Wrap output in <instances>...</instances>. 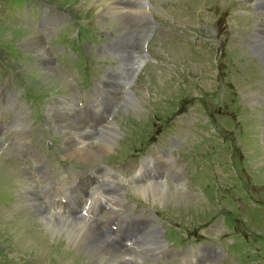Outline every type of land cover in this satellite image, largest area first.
<instances>
[{
    "label": "rangeland",
    "instance_id": "obj_1",
    "mask_svg": "<svg viewBox=\"0 0 264 264\" xmlns=\"http://www.w3.org/2000/svg\"><path fill=\"white\" fill-rule=\"evenodd\" d=\"M48 1L75 18L40 36V44L50 46L41 61L56 56V65L44 69L36 61L31 63L23 43L38 34V26L36 31L31 25L38 19L28 16V8L34 9L38 0H0V97L6 99L7 88L17 91L11 106L0 101V264H118L110 259L111 251L116 255L115 243L100 242L93 255L83 256L62 232L60 239L54 238V232L80 229L67 223L69 228L57 231L53 218L60 215L49 207L53 200L65 197L79 178H83L80 189L73 195L79 196L78 205L89 209L87 220L80 222L85 234L108 231L113 225L121 234L136 233L145 224L152 227L145 236L156 248L155 255L130 248L125 259L119 260L122 264H181L176 263L179 260L189 264L188 254L194 251L183 256L186 250L180 248H196L195 240L221 249L218 264H264V61L247 45L260 12L241 0H148L151 7L136 11L139 15L147 11L154 18V33L144 49L143 38L152 27L146 15L137 20L116 13L115 19L122 23L117 31L109 14L99 13L109 0ZM130 23H142L145 30L133 51L137 64L149 43L148 58L129 88L136 99L111 84L126 76L111 69L117 68L115 56L103 48L96 53L90 46L94 36L106 38L109 32L117 31L122 38ZM116 46L122 49L125 44L121 41ZM134 73L130 70L131 76ZM89 80V89H84ZM22 93L26 102H19ZM106 112L100 123L86 117ZM107 118L116 134L101 136L99 126H106ZM74 126L94 133L88 141L100 154L92 164L69 155L76 149L75 138L71 141L69 135ZM105 143L104 150L100 145ZM242 143L248 155L241 154ZM161 155L172 158L177 169V175L174 171L166 176L163 184L183 196L184 203L171 199V204L166 199L158 204L152 194L142 196L141 181L135 177L140 178V160L153 157L156 167ZM39 161L43 162L39 178L49 181L54 198L41 196L43 183L34 170ZM83 170L97 176L92 183L96 194L107 197L116 192L109 220L107 201L102 209L97 203L85 204L87 196L81 189L88 179ZM133 178L139 184H130ZM96 194L95 200H101ZM153 212L162 232H154ZM40 213L48 217L47 224ZM211 226L215 228L212 236ZM110 236V242L116 240ZM158 239L166 241L163 250L153 244Z\"/></svg>",
    "mask_w": 264,
    "mask_h": 264
},
{
    "label": "bare ground",
    "instance_id": "obj_2",
    "mask_svg": "<svg viewBox=\"0 0 264 264\" xmlns=\"http://www.w3.org/2000/svg\"><path fill=\"white\" fill-rule=\"evenodd\" d=\"M196 1V0H195ZM194 1V2H195ZM180 2V1H179ZM181 3V2H180ZM140 12V11H139ZM118 14H120V15H122L123 13H120V12H118ZM123 15H125V14H123ZM127 15H133L137 20H139L140 19V16L141 15H139L137 12H130L129 14H127ZM195 15V14H194ZM125 18V17H124ZM127 18V17H126ZM33 37V39L32 38H28V39H26L25 41H23V43H24V46H25V48L26 49H29V48H31V47H34V46H36V47H38V48H40V42L38 41V39H37V37H35V36H32ZM122 90V89H121ZM81 124V123H80ZM86 124V123H85ZM111 125H113V123H111ZM107 134V136H110L111 134H116V128L115 127H113L112 126V131L110 130V127H104L103 128V130H102V132H101V136L103 135V134ZM80 137H76V139H77V142H79V143H77V145H81V146H83V147H85L84 149H80V147H76V149H74L72 152H70V154L69 155H71V156H74L75 157V155H77V158L78 159H75V160H78V161H80V162H83L84 164H85V162L86 161H88L89 162V164H92V161H94L93 160V158H95L96 157V155H98V154H100L99 153V151H96V148H94V146H91L92 144L90 143V142H88V141H84V140H82V139H85V138H80ZM101 140H103V139H101ZM73 143H74V141H73ZM107 143H105V144H102V145H100V147H103V149L105 150L106 149V147L108 146V145H106ZM106 145V146H105ZM162 158H166L165 156H162ZM96 159V158H95ZM74 160V159H73ZM100 160V159H99ZM41 161V160H40ZM96 161V160H95ZM98 161V160H97ZM94 164V163H93ZM158 165H161L163 168H165V165L163 164V163H159ZM160 166V167H161ZM46 177V176H45ZM49 184V183H48ZM140 190H142L143 191V194H142V196L143 197H147V198H149L150 196H149V194H152V198H153V200L156 202V203H158V204H164V202H163V200H166V199H169V202L171 203V204H174L173 203V201L171 200V199H173V200H177V201H180L181 203H184V200H185V198L183 197V196H179V194H177V193H175V192H172L167 186H165V185H163V184H153V185H149V186H147V185H143L142 187H141V189ZM118 195V194H117ZM90 196H93V194L92 195H90ZM149 196V197H148ZM91 200H90V202L89 203H91V204H96L97 203V201L93 198L92 199V197L90 198ZM116 201H117V199H116ZM177 201H174L175 203L177 202ZM179 202V203H180ZM110 204H114V203H112V202H109ZM177 205V204H176ZM180 205V204H179ZM184 205V204H183ZM107 208L109 209V210H112V207H111V205H108L107 204ZM111 208V209H110ZM21 209V208H20ZM85 209H87V206H86V208ZM22 211V210H21ZM87 211V210H86ZM41 214V213H40ZM43 217L42 218H40L41 220H43V221H45L46 222V224H47V219H48V217L47 216H45V215H43V214H41ZM54 224H56V226H58L59 227V229L57 230V231H60L61 229L60 228H64L65 226H67V228H69V226H68V224L66 223V222H63V221H54ZM67 224V225H66ZM84 226V225H83ZM88 227V226H87ZM66 228V227H65ZM64 228V229H65ZM56 231V230H55ZM84 231H85V226L84 227H80V229L79 230H75V229H69L66 233L65 232H63V231H60V232H54V234L56 233V237H54V238H59V237H62V235L63 234H65V236L66 237H69L70 239H71V242H72V246H74V248L75 249H77V251L79 252V253H82L83 254V256H87V255H89V253L91 254L92 253V255L95 253V251L96 250H98V246H100V242L101 243H103V244H105L106 246H109V243H112V244H114L113 242H110V240H108V237L107 236H105L104 235V233H102V232H99L98 230H93V231H91V234L88 232L87 234H85L84 233ZM90 231V230H89ZM61 232L63 233L62 235H61ZM86 232V231H85ZM50 232H48V234H49ZM52 233V235H53V232H51ZM92 235H95L96 237H93ZM105 238H107V240H105ZM60 239V238H59ZM58 241V240H57ZM67 241V240H66ZM129 243H131V241L129 242ZM120 246V245H119ZM121 247V246H120ZM73 248V247H72ZM127 249L125 248V249H123L122 251H120V255L118 254H116V255H114V251H111L110 253L113 255L110 259H112V258H114L115 259V261L118 263V264H122V262H120L119 260H121V259H125L124 257H125V255H123V253L126 251ZM115 253H116V251H115ZM78 254V253H77ZM45 264H47V263H45Z\"/></svg>",
    "mask_w": 264,
    "mask_h": 264
}]
</instances>
